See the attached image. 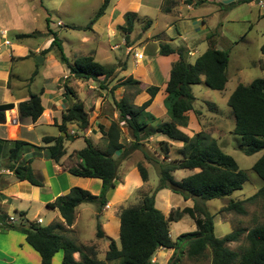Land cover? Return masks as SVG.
<instances>
[{
  "label": "trees",
  "instance_id": "obj_1",
  "mask_svg": "<svg viewBox=\"0 0 264 264\" xmlns=\"http://www.w3.org/2000/svg\"><path fill=\"white\" fill-rule=\"evenodd\" d=\"M203 1H197L196 5ZM251 0H239L231 3L227 8H233L239 4H245ZM109 0H104L94 17L89 21L86 29L105 12ZM165 12L169 9L165 8ZM134 14L124 15V26L120 27L123 33L129 34L133 28ZM48 23V20H46ZM150 21L146 22V27ZM69 29L79 30L74 26ZM32 34H18L16 37L29 38ZM51 42L48 48L41 51L46 55L53 47L57 49V60L66 66L70 76L77 80L97 82L99 77L106 81L113 77V67L104 66L94 61L93 57L83 56L69 62L65 56L57 34L49 33ZM213 35L207 38L208 48L193 64L186 61V53L183 48L173 49L168 44H159V54L167 56L177 53L179 56L170 70L169 79L165 87L163 106L166 110L168 121L160 122L156 126L149 124L155 119L145 113L159 88L149 86L140 89V82L128 77L110 91L120 87H135V95L144 91L148 99L140 106H135L127 99L115 101L118 112L116 121L108 126L99 125V131L106 139L104 151L92 146L88 139H84L85 147L73 151L68 160L71 163L66 168L73 176L81 178H95L101 181V190L98 195H92L86 190L74 187L66 195L57 197L47 204L51 210H57L62 222H53L49 225H41L34 221H28L24 212H19V222L12 221L7 215L0 214V224L4 229H16L25 236V242L39 255L41 264H52L53 256L62 251V264H105L97 258L98 251L93 244H77L67 236L69 228L76 220V208L81 204L89 203L94 206L96 222L95 238L102 239L98 218L107 203V194L114 188L120 163L133 151L138 150L141 142L153 135H163L169 141L181 143L178 149V157L169 161H154L158 166V184L151 194L143 195L136 206L126 207L119 212V243L109 239L105 252L106 262L117 264H153L152 259L158 249L185 251L188 259L199 260L209 252V264H264V223L251 228L245 235L246 246L235 251L227 247L229 243L238 242L241 236L240 230H235L222 238L214 234V216L211 214L205 202L228 198L234 192L242 189L247 180L246 172L239 169L234 159L223 152L217 141L204 132H198L191 137L179 130L186 128L188 123L187 113L193 110L195 97L192 86L202 82L213 91H223L227 83L228 52L217 49L214 46ZM264 50V47L261 48ZM37 72L34 71L29 78L31 81ZM100 84V83H99ZM64 95L71 90L66 83L63 84ZM31 101L18 104V113L21 119L30 118L33 122L41 115L43 108L36 95H31ZM227 106L234 116L232 133L240 138V149L246 156L262 152V155L252 165L251 171L264 182V79H254L248 85L238 84L227 100ZM13 108V104L0 105V124L5 121V111ZM196 113V112H195ZM197 114V113H196ZM75 125L78 132L88 128V114L81 102H76L67 108L60 117V123L56 124L59 133L65 135L42 138V146L37 147L24 141H0L2 145L9 147L7 151V163L5 169L12 172L19 181H27L33 186H41L32 173L30 163L14 164L19 153L29 149H45L48 158L58 164L66 154L65 141H73L77 138L68 135L67 125ZM130 135L131 143L128 147L121 143L122 127ZM160 150L164 153L163 159H167L169 145L161 142ZM122 151L113 158L115 153ZM145 160H151L144 154ZM136 168L143 182L147 181V171L142 163H137ZM198 170L179 181H176L172 173L179 170ZM169 190L181 196L184 200H191L192 207H184L180 211H170L163 215L155 207V194L160 190ZM264 201V185L246 200H229L223 208L224 211H233L240 215L245 214L244 203L254 199ZM183 216H188L195 225V230L180 234L174 241L169 235V225L179 221ZM22 220V221H21ZM77 253L79 260L73 255Z\"/></svg>",
  "mask_w": 264,
  "mask_h": 264
},
{
  "label": "crops",
  "instance_id": "obj_2",
  "mask_svg": "<svg viewBox=\"0 0 264 264\" xmlns=\"http://www.w3.org/2000/svg\"><path fill=\"white\" fill-rule=\"evenodd\" d=\"M31 1L32 0H2L0 2V5L3 4L7 8L10 6V9L12 10L14 7H18L20 5H30L29 3ZM197 1L203 2L200 5H196ZM237 1L239 0H109L105 12L100 16V18H98L99 20L95 21L92 24V29H88L89 34L95 37V43L91 46H86L84 45V43H81V41H79L77 45H75L73 52L79 54L77 58L90 54L95 62L104 66L111 67L116 64V78L121 79V81L128 77H132L133 79L141 83V87L143 90L144 88L149 86L158 87L159 90L157 94L154 96L150 105L145 109V113L152 115L155 119L153 122L149 121V124H151L152 126H156L160 122L162 123L168 121L167 113L163 106V99L166 95L165 87L169 79L171 67L179 59L177 53H172L167 56L160 55L159 44H168L173 49L183 48L184 52L186 53V57H193L195 61L202 53L206 51V49L208 48L207 38L213 35L212 39L214 41V46L217 49L219 48L223 50L221 48L222 38L219 39L218 34L205 32V30L207 31L208 29L205 19L210 17L213 12L206 11L203 8L206 7V5L213 4L216 6H225L224 9L228 10L229 8H227V6ZM259 4L262 3L259 2ZM165 8H168L169 11L165 12ZM23 10L25 11L24 8ZM3 11V9L2 11L0 10V105L11 103L13 104V108L10 110H6L4 113L5 121L0 124V141L10 142L20 140L37 147H41V141L43 137H57L59 135L61 136V134L58 132L56 124L60 123L61 114L72 104L76 103L77 101L83 103L84 109L88 114V128L82 132H78L77 138L73 141L64 142L66 154L61 158L58 164L54 163L46 156L45 149L35 151L33 149H27L21 151L17 159L13 162L14 164L29 162L33 176L38 181H40L41 186H33L27 181H19L14 177L12 172L8 171V169H5L4 166L8 160L7 151L9 147L6 145H2V147L0 148V170L4 171L0 174V214L7 215L12 221L15 222L17 221L18 213L24 212L26 214L25 218L28 221L36 222L37 220L28 219L29 205L39 203L41 206H45L46 208H48V203H51L59 196L66 195L69 190L74 187L86 190L92 195L99 194L101 190V181L99 179L81 178L73 176L67 172L66 168L69 167L67 165L68 163H70L68 157L73 151H77L85 147L84 139H88L91 142L92 146L96 149L104 151L107 141L100 133L98 126L102 125L106 127L110 122L116 121V119L118 118V112L113 111L112 118L103 114L104 105L107 107V104L105 103L106 101H102L103 96H97L96 93L91 91L94 87H90L91 90H85L83 92L80 89H77L75 94L72 92L70 94H67L66 96L64 95L63 89L59 88L55 82L59 78V74H62L61 76L65 78L66 74L69 73L66 66L61 64L57 60V57L55 58L52 54H48L46 57L40 55L41 51L49 47L51 42L50 38L47 40H43L42 42H33L30 45L25 44L23 47L24 52L20 51L19 54L16 53L12 49L11 43L7 39V34L10 31L18 30H14V28L9 27L8 23L5 24L6 16L5 12ZM126 13L135 15L132 31L129 34L124 33V36L122 35L121 37V42H116V46L114 44H110V41L118 36L116 35L117 33H119L117 31L118 28L124 26V15ZM151 13H154V15L152 16ZM9 14L15 15V10H13L11 13L9 12ZM103 18L107 19L105 26L97 28L100 19ZM146 21H150V25L147 26V29L150 30L144 31L143 37L141 39H133L132 33L135 25L144 23ZM33 32L29 33L32 34V36L29 38L17 39H33ZM18 34L26 33L18 32ZM35 38H37V36H35ZM5 40L8 41V45L3 44V41ZM177 42H181L182 44L179 43L177 45ZM230 44H232V42ZM139 45L142 46L141 49L148 54L146 57L147 64L143 67L141 66V61L144 59V55L142 50H138L136 51V53L142 54V59L138 61L134 58V61L137 62L135 63L136 66H131L130 63L124 60L123 56H127L130 49H134ZM20 48H22V46ZM115 51H121L123 56H116L114 54ZM37 56L43 57V65L47 64L48 62H52L53 64L61 68V72L59 74L57 73L58 75L56 74L53 77H49L45 72L43 73L41 71V68L43 66L41 65L42 62L40 64L34 63L32 67H29V74L26 77L21 76L18 72H14V69L17 68L19 64L30 61L34 62V59ZM65 56L69 59L66 54ZM120 59L121 61L118 62ZM56 61H58L59 64ZM69 62L72 63L70 59ZM34 71H36L37 74L30 81L29 78ZM99 78L103 79L102 77ZM87 94L88 98L87 100H84L82 96H86ZM31 95H36L39 98L40 104L43 108L41 115L34 122L30 118L21 119L18 113V104L24 101H30ZM148 98V95L144 91H142L139 94L138 101L135 102V106H140ZM194 109L195 107L193 106V110ZM197 113L200 115L201 120H205L210 116H212V118L215 117L214 114L208 115V117L202 112ZM230 114V125L232 126L233 131L234 116L232 112ZM8 115L17 117L18 123L16 126L10 125L6 121V117H8ZM187 117V127L179 128L181 132L187 134V136L189 137L194 135L195 133L200 132L201 130L207 132L206 129H203L201 127L202 121L195 117L193 111L188 112ZM121 127V143L124 146L128 147L131 143L130 135L126 132L124 126L121 125ZM67 130H74L76 132L75 126L73 124L68 125ZM192 130H195L194 134L193 132L191 133ZM210 136L211 138H213V134H211ZM125 137L127 144H125L124 142ZM77 141L80 142L83 147L77 149L74 148V146H71ZM157 141L168 143L169 148H171L172 145L178 149L182 147L181 143L169 141L165 136L156 134L149 137L148 139H144L141 142V146L139 149L150 151L153 153L154 158H158L160 157L159 154H157V149H159V147L157 148V146H153L155 145L154 142ZM138 150L133 151L120 163L117 173V180L114 181V188L107 194V203L105 206L108 209H110L112 206L121 204L126 201L127 195H130L131 193L134 194V191H137L134 189H136L137 187H140V189L144 187L143 185H141L143 181L141 180L140 176L138 177L139 184H137V186L135 187L133 185L136 183V181L131 178L132 173L137 171L136 165L137 163H139L137 160V162L134 163L131 161V159L133 157L135 159H138L137 156L140 152H138ZM118 155H120V152L115 153L113 158H116ZM160 158L163 160L162 157ZM129 160L131 161L129 162L131 165L128 164ZM151 160H143V166L146 171L148 166L153 167L151 164ZM197 171L198 170L196 169L179 170L173 172L172 176L176 181H179L189 175L196 173ZM132 181H134L133 184ZM165 191L169 193V191L165 189L160 190L155 194V207L157 205L158 195ZM16 202H19V205H24V207L15 205ZM182 202L184 203V207H192L191 200L183 201L182 199ZM6 209H10L12 215H9L6 212ZM165 209H167V212L162 213L163 215L167 216L170 210L167 206H165ZM49 210L52 212V217L48 218L44 226L49 225L53 222H62V219L57 210ZM79 211L80 207L78 206L76 208V220L78 218ZM104 212H106V210ZM118 214H106V216L103 217V221L99 223L100 227L104 229L107 224L110 223L109 221L113 217L118 218L117 220L119 223ZM92 216H95V209L91 211V217ZM36 219H40V224H43V220L40 217ZM76 220L74 224L69 228L70 236L74 234L77 236L78 232L76 231ZM3 231H6V233H2ZM174 231L176 233L175 235H177L178 237V235H180V230L175 229ZM169 235L172 241L177 238L176 237L175 239H172L170 231ZM0 236L9 237L12 242H18L21 250L24 251L32 259L34 264H41L39 255L25 242L24 235H20V233H16L15 231L5 230L0 224ZM71 239L74 240L77 244H82L79 242L78 238ZM93 242L94 241L90 240L89 242L87 241L86 244H92ZM167 251L169 250L163 248L158 249L153 257V264H164L166 261L165 252ZM35 254H37L38 257ZM54 256L53 258H55ZM53 258L52 264H58L60 255L56 257L55 261ZM73 258L74 260L78 261L79 255L75 253L73 255ZM16 260V257H12L9 260H4L2 259V254L0 253L1 264H15Z\"/></svg>",
  "mask_w": 264,
  "mask_h": 264
},
{
  "label": "rangeland",
  "instance_id": "obj_3",
  "mask_svg": "<svg viewBox=\"0 0 264 264\" xmlns=\"http://www.w3.org/2000/svg\"><path fill=\"white\" fill-rule=\"evenodd\" d=\"M1 1L2 0H0V2ZM103 1L104 0H32L29 3L31 6L28 4L20 5L18 7H14L11 10L10 6L7 8L1 4L0 10L2 11L3 9V12H5V24L8 23L9 27L14 28V30H18L10 31L7 34V39L11 43L12 49L16 53L19 54L20 51L24 52L23 47L25 44L30 45L36 41L42 42L43 40L49 39V33L50 31H53L57 34L65 54L69 57L70 61L73 62L79 56L78 53L73 52L75 45H77L79 41L84 43L86 46H91L95 43V37L90 35L88 32L89 30L85 27L94 17V14L98 11ZM259 2L262 4H259ZM224 7L225 6L222 5L216 6L209 4L203 9L213 12L210 17L205 19L208 27L207 31L205 30V32L218 34L219 39L222 38L221 48L227 51L229 54L227 66V83L224 90L220 92L208 89L203 82H201L199 85L192 86V93L195 97V101L193 103L195 109L193 113L197 119L202 121L201 127L206 129L207 132L203 130L201 131L209 136L213 134V138L218 142L220 149L225 152V154L231 156L237 163L239 169L245 171L247 175V180L243 184L241 190L234 192L228 198L214 199L205 202L208 211L215 215L214 234L217 238H222L235 230L241 231L242 234L238 242L227 244V247H229L231 250L238 251L242 247L246 246V233L256 225L264 223V201L257 198L251 202L244 203L243 207L246 211L244 215H240L233 211H224L223 208L227 205L229 200L243 201L248 199L249 197L253 196L262 185H264V182H262L256 176V174L250 170L252 165L262 155V152L253 154L251 156H246L242 153L239 147L240 138L239 136H236L232 133V126L230 125L231 110L227 106V100L238 84L248 85L254 79H264V51L261 50V48L264 47V0H251V3L239 4L228 10H225ZM13 10H15V15L9 14V12L11 13ZM151 15L153 16L154 13H151ZM46 20H48V23H46ZM106 20V18L100 19L97 28L104 27ZM146 22L135 25L132 33L133 39H141L143 37V32L150 30L145 28ZM68 26H74L79 30L69 29L67 28ZM117 31L119 32L116 34L118 36L113 38V40L110 41V44L115 45L116 42H121V37L122 35L124 36V33L122 30H120V28H118ZM18 32H23L26 34L33 32L34 38L30 40H18L16 37ZM35 36H37V38H35ZM231 42L232 44H230ZM179 43L181 42H177L176 44L178 45ZM21 46L22 48H20ZM141 48L142 46L139 45L134 49H130L127 56H123L121 51H115L114 54L118 57L123 56L126 62L130 63L131 66H134L135 63H137L134 61V54L136 51L142 50ZM142 52L144 59L141 61V66L143 67L147 64L146 57L148 54L143 50ZM48 54H52L56 58L57 49L53 47L49 53L43 56L46 57ZM120 61L121 59L118 62ZM186 61L193 64L194 58L186 57ZM56 62L59 64L58 61ZM34 63H36L35 59L34 62H23L14 69V72H18L21 76L26 77L29 74V67H32ZM41 65H43V62ZM111 67H113L115 70L116 64ZM41 71L43 73L45 72L49 77H53L57 73L59 74L61 72V68L52 62H48L42 66ZM61 75L62 74H59V78L55 82L56 85L63 89V84L66 83L70 88L71 93L73 92L75 94L77 89H80L83 92L85 90H91L90 87H94L91 91L96 93L97 96H103L102 101H106L105 103L107 104V107L104 105L103 114L111 118L112 112L117 111L114 105L115 100L125 98L130 103L135 105V102H137L139 99V94L135 95L136 86L128 88L120 87L113 90V92L110 91L113 86L121 82V79L116 78L117 74H115V71L111 79L102 81L101 78H98L97 82L92 80H77L72 78L69 73L66 74L65 78ZM139 88L142 89L141 85ZM82 97L84 100H87L88 94ZM195 112H202L207 116L214 114L215 117L212 118V116H208L209 118L201 120L200 115L198 113L196 114ZM192 132L194 134L195 130H192L191 133ZM68 135L71 137L78 136L77 129L76 132L74 130L68 131ZM124 140L125 144H127L126 137ZM154 144L155 145L153 146H157V148L159 147V149H157V154L163 158L165 152L160 150L162 146L161 142L157 141L154 142ZM71 146H74V148L77 149L83 147V145H81V143L78 141ZM172 147L168 148L167 159L165 160H162L160 157L154 158L153 153L150 151L143 149L138 150V152L140 151L137 156L138 159L133 157L131 159L132 162L135 163L138 161L139 163L143 164L145 153H148V157L152 159L151 164L153 167L148 166L147 168V181L141 183V185L144 187L141 189L140 187L134 189L137 191H134V194H128L129 196L127 195L126 201L121 204L112 206L110 209L105 206L100 213V218H98L99 223L103 221V217H105L106 214H118L123 208L136 206L140 203L143 195L151 194L153 192L154 188L158 184V166L154 161L169 162L174 158H177L178 148L173 145ZM33 150L35 151L40 149ZM119 152L121 153L122 151ZM45 153L48 157L47 151ZM131 161L129 160L128 164H130L129 162ZM70 165L71 163H68L67 166ZM139 176L138 170L131 175V178L136 181V183L133 185L134 187L139 184ZM134 181H132V184ZM157 199L156 208L160 212H167L165 206H167L170 211H180L184 207V203L182 202L183 198L181 196H176V194L172 193L171 191H169V193L167 191L161 193L158 195ZM183 201L186 200L183 199ZM15 205L24 207V205H19V202H16ZM79 207L80 211L76 220V231L78 232L77 236L75 234L70 236V232L67 233V236L73 239L78 238L79 242L82 244H86V242H89L90 240L94 241L92 244L97 248L98 260L104 261L105 264H117L116 262H106L104 260V254L105 251H107L109 239L112 238L117 243H119L118 218H111L109 221L111 224H107V226L104 228L105 231L101 227L104 237L102 239H97L95 238L97 219L95 216L91 217V211L94 210V206L89 203H81L79 204ZM28 208V219L37 220L36 218L40 217L43 220L42 225L46 224L48 218L52 217V212L45 206H41L39 203L29 205ZM6 210L9 215H12L10 209ZM105 210L106 212H104ZM19 221L20 218L18 217L17 221L15 222ZM175 229L180 230V234H183L194 231L195 225L188 216H183V218H181L179 221L169 225V231L172 239L177 237V235H175ZM8 231H15L16 233L23 235L16 229H8ZM2 233H6V231H3ZM173 252L174 251L171 252V250L165 252L166 261L164 264H209L210 262L208 251L206 252V256L204 258H199V260L188 259L185 251L183 250L178 251L176 254ZM0 253L2 254V259L4 260H9L12 257H16L17 260L15 264H34L32 259L21 250L18 242H12L9 237L0 236ZM35 255L37 256V254ZM58 255H60L58 264H61L63 256L61 250L57 252V254L54 256L55 258L53 259L55 261Z\"/></svg>",
  "mask_w": 264,
  "mask_h": 264
},
{
  "label": "built area",
  "instance_id": "obj_4",
  "mask_svg": "<svg viewBox=\"0 0 264 264\" xmlns=\"http://www.w3.org/2000/svg\"><path fill=\"white\" fill-rule=\"evenodd\" d=\"M3 44L4 45H8V41H3ZM134 58L136 59V60H141L142 59V54H137V53H135L134 54ZM6 121L10 124V125H13V126H16L17 125V123H18V119H17V117H15V116H13V115H8V117H6ZM4 171L3 170H0V174L1 173H3ZM37 223H41V220L40 219H37V221H36ZM154 261H153V259H152V263H153Z\"/></svg>",
  "mask_w": 264,
  "mask_h": 264
},
{
  "label": "water",
  "instance_id": "obj_5",
  "mask_svg": "<svg viewBox=\"0 0 264 264\" xmlns=\"http://www.w3.org/2000/svg\"><path fill=\"white\" fill-rule=\"evenodd\" d=\"M35 61L37 64H40L42 61H43V58L41 56H38L35 58ZM32 100V97L30 98V101ZM61 136H64L65 134L64 133H60ZM81 203H84V201H82Z\"/></svg>",
  "mask_w": 264,
  "mask_h": 264
}]
</instances>
